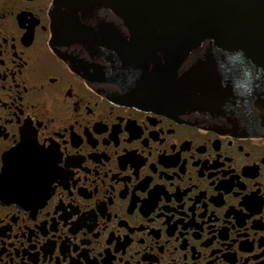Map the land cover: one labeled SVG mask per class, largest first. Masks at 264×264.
I'll use <instances>...</instances> for the list:
<instances>
[{
    "label": "flooded vegetation",
    "instance_id": "1",
    "mask_svg": "<svg viewBox=\"0 0 264 264\" xmlns=\"http://www.w3.org/2000/svg\"><path fill=\"white\" fill-rule=\"evenodd\" d=\"M51 2L0 0V264H264V135L108 100Z\"/></svg>",
    "mask_w": 264,
    "mask_h": 264
},
{
    "label": "water",
    "instance_id": "2",
    "mask_svg": "<svg viewBox=\"0 0 264 264\" xmlns=\"http://www.w3.org/2000/svg\"><path fill=\"white\" fill-rule=\"evenodd\" d=\"M48 15L53 51L108 100L264 135V0H52Z\"/></svg>",
    "mask_w": 264,
    "mask_h": 264
}]
</instances>
